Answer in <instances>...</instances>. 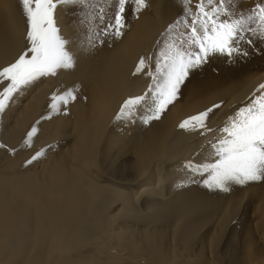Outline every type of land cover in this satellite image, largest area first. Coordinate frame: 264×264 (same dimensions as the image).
<instances>
[{"label": "bare ground", "instance_id": "obj_1", "mask_svg": "<svg viewBox=\"0 0 264 264\" xmlns=\"http://www.w3.org/2000/svg\"><path fill=\"white\" fill-rule=\"evenodd\" d=\"M242 1L245 10L258 2ZM146 2L138 18L127 16L120 39L103 44L95 24L56 9L73 66L25 86L0 114V264H264V180L223 192L193 171L211 162L210 142L263 90L264 42L244 45L249 55L233 58L234 67L211 57L216 70L193 72L148 129L139 119L117 123L124 100L151 83L133 75L139 59L155 57L161 33L182 12L181 0ZM98 7L113 11L106 0ZM26 31L20 0H0V69L26 50ZM72 89L76 99L53 112V94ZM216 104L212 132L179 127Z\"/></svg>", "mask_w": 264, "mask_h": 264}, {"label": "snow or ice", "instance_id": "obj_2", "mask_svg": "<svg viewBox=\"0 0 264 264\" xmlns=\"http://www.w3.org/2000/svg\"><path fill=\"white\" fill-rule=\"evenodd\" d=\"M20 3L26 18L27 48L14 62L0 69V114L25 86L42 76L56 75L58 69L73 66L70 41L61 35L56 23L58 7L76 12L87 10V21L95 24L92 35L103 44L105 38L120 39L129 26L127 16L138 18L148 6L146 0H116L111 5L114 11L109 14L104 7H98L101 0H20ZM181 4V14L157 41L160 47L155 57H141L136 65L133 75L143 73L150 77L151 83L144 94L124 100L115 122L133 124L139 119L147 125L159 119L178 98L192 73L207 64L211 57L225 56L231 62L236 57H247L248 47L264 42V0H258L247 10L238 8V0H181ZM89 42L92 43V36ZM260 88L264 89V84ZM75 92L72 89L62 95L53 94L51 110L59 113L63 106L66 111L67 105L76 99ZM219 107L221 105L216 104L190 116L179 127L206 135L213 131L208 126L210 114ZM37 131L33 126L27 133V146L31 147ZM221 131L224 135L210 142L211 162L193 169L202 177L203 185L210 190L228 192L232 185L264 180V94L240 108ZM2 147L6 146L0 144ZM43 154V151L35 153L26 164ZM186 164L193 167L192 161Z\"/></svg>", "mask_w": 264, "mask_h": 264}, {"label": "rangeland", "instance_id": "obj_3", "mask_svg": "<svg viewBox=\"0 0 264 264\" xmlns=\"http://www.w3.org/2000/svg\"><path fill=\"white\" fill-rule=\"evenodd\" d=\"M239 1H241V2H243L242 0H239ZM248 1V0H247ZM246 0L244 1V2H247ZM116 2V0H107V2H106V4H108V6H109V8H108V10L111 12L112 10L114 11V9L113 8H111V5L112 4H114ZM249 2V1H248ZM105 4V3H104ZM112 11V12H113ZM111 12V13H112ZM73 15V16H72ZM74 16H76V17H74ZM69 19H72V18H74L75 20H77L78 21V19H79V22H86L87 21V19H85V17H82V15H81V13L80 12H76V11H72V14H70L69 15ZM78 18V19H77ZM82 22H81V24H82ZM83 25V24H82ZM263 46H264V44H263ZM224 57V59L226 60V61H228L230 64H231V66L232 67H234V62H230L229 60H228V58L227 57H225V56H222L221 58H223ZM219 65V63H218V61H210L209 60V62L207 63V64H205V67L203 68V69H205V70H207V71H215L216 70V68H217V66ZM262 94H264V89L260 92V94L258 95V96H256L255 98H259V96L260 95H262ZM253 100V99H252ZM252 100L250 101V103L252 102ZM249 104H247L246 106H248ZM245 106V107H246ZM151 122L150 123H148L147 125H145L144 124V128H143V130H145V129H148V127H150L151 126ZM224 135V134H223ZM223 135H220V137H222ZM220 137H218V138H220Z\"/></svg>", "mask_w": 264, "mask_h": 264}]
</instances>
